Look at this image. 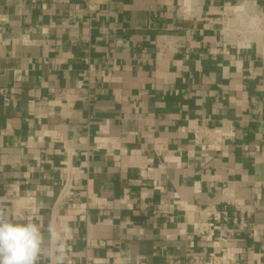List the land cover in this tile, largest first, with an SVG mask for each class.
<instances>
[{
  "label": "crops",
  "instance_id": "crops-1",
  "mask_svg": "<svg viewBox=\"0 0 264 264\" xmlns=\"http://www.w3.org/2000/svg\"><path fill=\"white\" fill-rule=\"evenodd\" d=\"M244 1L0 0V210L69 225L65 264H264Z\"/></svg>",
  "mask_w": 264,
  "mask_h": 264
},
{
  "label": "clouds",
  "instance_id": "clouds-1",
  "mask_svg": "<svg viewBox=\"0 0 264 264\" xmlns=\"http://www.w3.org/2000/svg\"><path fill=\"white\" fill-rule=\"evenodd\" d=\"M71 233L54 219L44 227L32 216L18 221L0 210V264H65Z\"/></svg>",
  "mask_w": 264,
  "mask_h": 264
},
{
  "label": "built area",
  "instance_id": "built-area-1",
  "mask_svg": "<svg viewBox=\"0 0 264 264\" xmlns=\"http://www.w3.org/2000/svg\"><path fill=\"white\" fill-rule=\"evenodd\" d=\"M238 8V7H237ZM239 12H237L238 16V24H240L242 28V32L244 34H249L250 32H261L263 30V21H264V13L263 10L258 6L257 1L255 0H246L241 5H239ZM0 93L4 97V100L7 102L9 100L7 89H0ZM88 168H81L79 171V177H74L73 180L77 181L81 178V176H87ZM66 188V189H65ZM64 190L68 191L69 186L66 185ZM66 191V192H67ZM82 204L75 200L72 204L74 208H79ZM84 210V209H83ZM80 220L83 222H88V214L87 211L81 213ZM140 264H159V263H151L147 261H142ZM163 264H220V261L212 258H182L178 259L172 263H163Z\"/></svg>",
  "mask_w": 264,
  "mask_h": 264
}]
</instances>
